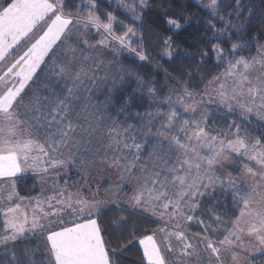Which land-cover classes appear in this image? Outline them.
Returning a JSON list of instances; mask_svg holds the SVG:
<instances>
[{
	"label": "snow or ice",
	"instance_id": "snow-or-ice-1",
	"mask_svg": "<svg viewBox=\"0 0 264 264\" xmlns=\"http://www.w3.org/2000/svg\"><path fill=\"white\" fill-rule=\"evenodd\" d=\"M222 3L223 0H210L204 6L216 16ZM65 4L66 0H3L0 3V62L9 64L0 75V213L4 217L0 246L5 253H12L7 264H20L16 244L29 233L34 236L40 232L46 233L49 264H121L124 250L115 254L118 250L109 227L99 219L104 214L103 206L108 203L116 204L118 219L112 220L111 232L118 234L117 239L121 238L119 234L126 225V215L138 209L164 221L158 231L139 239L146 264H223L222 252L231 253L234 264H239L234 246H243L241 233L254 237L264 251V137L252 140L241 136L239 125L235 123L229 126L230 130L236 128L231 139L210 135L206 131L208 110L199 117L185 119L177 130L175 125L180 115L169 96L161 101L170 105V111L165 114L166 122L156 130L153 141L146 140L153 144L147 158L142 155L143 146L135 142L133 125L121 131L118 122L112 121L107 127L108 142L104 144L105 134L101 130L104 114L91 112L80 104L82 89L90 91L85 80L95 82V69L90 75L84 64L91 56L80 46L81 38L91 28L101 34V39L94 45L83 38L85 47L109 48L114 41L119 48H130L128 37L135 32L127 28L122 36H116L115 17L109 12L107 20H102L95 0H81L82 6L88 9L83 16L79 15L81 7L76 8L77 16L71 12L65 15ZM235 7L237 10L242 7L240 0H236ZM239 14L237 11V16ZM220 18L224 19L222 15ZM42 24V34L36 33ZM168 24L180 28L174 19H169ZM164 43L170 47L169 40ZM22 44L25 50L9 62L10 50L19 51ZM241 47L234 44L233 54ZM110 50L119 49L111 47ZM213 50L218 57L222 55L218 45H213ZM137 55L140 60L147 58L143 51ZM101 63L103 61H98L96 67ZM124 78L121 74L119 83L122 84ZM116 84L113 77L109 89L113 95L108 96L105 108L114 101L116 92L123 91L117 89ZM138 85L143 86L139 80ZM209 89L214 96L208 94ZM139 90V87L133 89L120 101V113H128L143 100V96H136ZM147 93L154 96V89L148 87ZM202 95L209 103L226 108L229 113L238 110L249 123L250 116L264 122V46L258 47L257 56L251 59L240 56L230 61L221 75L208 81ZM185 98L192 103H186ZM175 103L183 107L184 113L195 114L203 100L197 101L195 94L185 87ZM140 115L137 112V116ZM144 116L153 117V113L149 111ZM151 123L149 119L148 124ZM151 131L149 127L148 132ZM93 139L99 141L100 146L89 147ZM101 147L105 149L103 153ZM64 149H69L67 156ZM233 153L248 161L242 169L248 180L217 175L223 162L234 160ZM77 161L82 171L97 161L119 168L121 176L116 190L133 183L128 199L132 212L121 208L117 200L88 199L79 192L56 191L55 181L52 182L54 194L45 196L41 189V194L28 205L22 204L27 198L19 196L16 178L31 171L47 182V177L54 174L52 170L66 169L69 163ZM218 188L225 194L230 191L233 207L239 208L233 227L226 229L227 235L218 241L222 248L214 246L206 235L209 229L216 231L212 224L195 215L205 198L219 203ZM208 212L219 225L222 218L214 206L210 205ZM66 215L69 219H65ZM193 221H198L205 233H198L202 238L195 242L186 235ZM53 225H58V229ZM131 236H135L134 229ZM173 238L178 245H173ZM128 243H133L131 237ZM201 248L209 253L207 258L201 255Z\"/></svg>",
	"mask_w": 264,
	"mask_h": 264
},
{
	"label": "trees",
	"instance_id": "trees-1",
	"mask_svg": "<svg viewBox=\"0 0 264 264\" xmlns=\"http://www.w3.org/2000/svg\"><path fill=\"white\" fill-rule=\"evenodd\" d=\"M95 2L97 14L102 20H107L109 12L115 17L113 28L116 36H122L127 28H132L135 32L129 42V51L122 54L120 60L128 72L124 75L123 83H119L120 77L114 76L117 89H123V91L116 92L114 101L105 108L108 96L113 95L109 92L113 81L108 80L91 90L87 102L88 108L100 109L107 120L117 121L120 127L133 125V128L137 129L139 126H144L146 122L144 114L152 108L149 100L152 96L147 94L148 87L152 86L154 94H157L159 98L166 94L168 86L179 91L187 87L195 94V98H199L208 87V81L221 75L228 62L240 55H254L257 48L264 44V0H240L242 7L238 10L235 7L236 0H223L221 11L216 16H213L211 10L204 6L210 0H143V2L142 0H95ZM77 7H81L80 14L88 11L82 6L80 0H66L65 15L69 12L74 15L77 13ZM128 10H132L136 17L130 15ZM237 11L240 13L239 16ZM221 15L224 17L223 20L220 18ZM169 19L176 20L180 28L169 25ZM222 29L223 32H221ZM166 39L169 40L170 47L165 45ZM234 44L242 45L235 54L232 52ZM213 45L219 46L221 56H217ZM140 51H143L147 57L145 60H140L137 55ZM138 80H141L142 87L138 85ZM139 86L140 94L136 96H143V100L138 101L128 113H120L118 107L120 101ZM209 110L214 112L212 115L215 116V123L222 124L223 121L218 119H223L222 114H226L227 111L215 110L212 107ZM137 112L141 115L137 116ZM232 115V119L242 120L239 113L233 112L228 116ZM241 122L242 127L247 131H251L257 137H264V127H260L262 123L246 122L248 124L246 125L243 121ZM225 124L222 125L225 126ZM224 126L218 127L222 130L225 129ZM152 148L153 144L146 143L142 155L147 158ZM77 163L78 161L75 164ZM71 176L69 179L60 177L59 181L62 188L75 193L76 176L74 178L72 173ZM96 185H99V192H103L104 186L107 187L104 191H107L110 186L106 182L87 186L94 190ZM16 190L20 197L26 198L35 197L39 193V187L33 177L17 178ZM216 197L219 203L205 198L195 215L206 222H214L212 215L208 212L211 205L221 216V222L225 221L229 225L237 215L238 208L233 207L230 193L225 194L219 190ZM120 200L118 199L117 202ZM120 207L132 212L126 206L120 205ZM115 210L116 205L112 203L104 209V214L99 218L102 224L109 227V234L113 236V243L118 250L115 254L119 255V250H124L121 264H146L139 246V239L155 232L160 222L154 217L135 211L131 215H126V225L119 234L121 238L117 239L118 234L111 232L112 220L118 219ZM195 222L198 223V221ZM133 229L135 236H131ZM45 235L44 232L34 236L28 235L16 244V256L20 264H47L48 259L43 252ZM129 237L133 240L131 244L128 243ZM25 252L28 255H24ZM11 257V252L5 253L4 247L0 249V264H7ZM249 262L264 264V253L251 258Z\"/></svg>",
	"mask_w": 264,
	"mask_h": 264
},
{
	"label": "rangeland",
	"instance_id": "rangeland-1",
	"mask_svg": "<svg viewBox=\"0 0 264 264\" xmlns=\"http://www.w3.org/2000/svg\"><path fill=\"white\" fill-rule=\"evenodd\" d=\"M1 1L3 2V0H1ZM127 12L130 15L136 17L132 10H128ZM86 14H87V11L83 14L79 13V15H81V16L86 15ZM73 16H77V13H75ZM43 28H44V25L42 24L39 28H37L35 30L36 33L42 34ZM133 37H134V35L129 34L128 42H130ZM73 38L75 39L76 36L74 35ZM83 38L88 39L90 44L95 45V44H97V41H99L101 39V34L97 33V31L95 29L90 28L88 30V32L85 33ZM83 38H81L80 46L82 48H84L85 54H90V56H91V58L89 60L84 61V64L88 68L90 75L93 74V69H95V72L93 75V79L95 82L93 83V80H88V79L85 80V85L87 86L88 89H90V91L82 89L80 104L82 107H86L89 111L100 114V113H103L100 109L95 110L94 108H88L87 102L89 100L90 92L97 85H102L108 80L113 81L114 76L120 77L121 74L125 75L126 73H128L124 69V65L121 63L120 60L122 58V54H125L129 50H128V48H119V45L116 44L114 41L110 42L109 48H100L98 45L96 48H87L82 43ZM261 46H264V44ZM111 47H115L119 50L117 52H113L110 50ZM23 50H25V46L23 44L20 46L19 51L10 50V51H12V55L9 57V62L14 61L18 57L19 54H22ZM98 53H100V55H98ZM240 56H244L248 59H251L252 57L257 56V50H256L254 55L244 54V55H240ZM240 56H238V57H240ZM235 60H233L231 62H234ZM98 61H103V63L99 64V67H96ZM227 65H226V67H227ZM8 66H9L8 63L0 62V75H2L3 72L7 70ZM226 67H225V69H226ZM225 69H224V71H225ZM254 74L255 73H253V75ZM139 81L141 82V80H139ZM150 87H152V86H150ZM139 88H140V86H139ZM167 88H168V91L166 92L165 95H162V98H159L157 94H154V96L149 98V100L152 104V108L149 111H151L153 113L154 118L153 117H146V122H145L144 126H142V127L139 126L137 129H135V128L132 129V131L134 132V134L136 136L135 142L141 144L143 146V150L146 147V140H154L155 139L154 134H155L156 130L161 128V125L164 122H166V115L165 114L170 111V105L168 103H161V101H163L165 98H167L169 96H171L172 103L174 104V106L176 107V109L178 110L179 115H180V120L175 125V129H177V130L183 124V121L185 119H190L193 116L199 117L203 111L208 110L207 111L206 131L210 135H217L221 139H223L225 136H227V138L231 139V138H233V134L236 132V128L233 127L230 130L229 126L232 125L233 123H235L236 125H239L241 136L246 135V136L250 137L252 140H255L256 138H258L256 135L251 133V131H247L246 128L242 127L241 121H243L244 124L248 125L247 124L248 121H246L243 116L240 115L242 118L241 121H239V120L236 121L235 119H232L233 115L229 117L228 115H230L231 113H229L226 108L219 107L215 103H209L207 97L204 95H202L199 98H195L197 101L203 100V103H200L197 106V111L195 114L184 113L183 107L180 104L175 103L177 97L182 95L183 91H179V90H177L171 86H168ZM138 93L140 94L139 91L136 94L138 95ZM154 93H155V91H154ZM208 94L213 95V96L215 95V93L212 92L211 89H209ZM185 102L189 103V104L192 103V101L187 100V98H185ZM209 105H211V106H209ZM211 107L214 108L215 110L221 111V109H222L224 111H227L226 114H224V115L222 114L223 119H220V118L218 119V121H220V120L223 121L222 124L226 123L225 126L222 124L215 123V120H214L215 116L212 115V114H214V112H212L213 110L212 111L209 110ZM22 110L23 109H21V111ZM157 113H159V114H157ZM235 113H239V111L237 110ZM105 117L106 116L103 115V119L101 121V130L105 134V139H104L103 143L107 144V142H108L107 141V135H108L107 127L111 126L112 121L107 120V118H105ZM149 119H152L151 125L148 124ZM249 119L251 120V123L259 122V123L264 124V122L257 121L255 116H250ZM218 126H224L225 129L223 128L221 130V127H218ZM149 127L152 130L151 133L148 132ZM123 128H127V127H120V130L122 131ZM97 135H99V132L97 133ZM180 135H181V138L183 139V134H180ZM93 146H100V142L93 139V145H90L89 147H93ZM104 150L105 149L103 147H101V153H103ZM63 151L65 153V156H67L69 154V149H64ZM72 151H75V149H72ZM203 151H207V149H204ZM232 156L234 157V160H229V161L223 162V167H222L221 171L217 172V175L220 176L221 178H226L227 176L231 175L232 177L236 178L237 181L248 180L249 178L244 175L243 170H242L243 164L248 163V161L244 160L243 157H236L235 153H233ZM61 158H65V157H61ZM73 159H75V158H73ZM75 163H69L67 165L66 169L63 167L59 168V170L57 171L58 174L55 173V174L51 175V177L49 179H47V182L41 181L38 176L36 177L33 175H24V176H20V177H33V178H35L37 185L39 187V193L37 196H39L41 194V189H44L43 194L45 196H47V195L54 194L53 193V183H52L53 181L56 182V191L66 190V189L62 188V185L60 184V181H59L60 180L59 176L62 177L63 179H69L70 177H72L71 176V173H72V174H74V178L76 176V178L74 180L77 182L76 192H79L82 196H84L88 199H101V200L109 199V200H117V201H118V199H121L120 202H118V203L120 205H123V206H126L129 208L128 199L131 196L132 191H133V183L126 184L119 191L116 190L117 185L120 183V176H121V170L119 168H110L107 166V164H103V163L97 161L94 165H88L86 167V169L84 171H82L77 166V164H75ZM217 167H220V166L218 165ZM136 171L138 174L140 170L137 169ZM104 182L108 183V185H110V186H109L107 191H104L107 188L104 186L103 192L98 191L99 185H96L94 190L90 189L87 186V185H93L95 183L102 184ZM101 186L103 187V185H101ZM218 191H219V188L217 189V192ZM66 192H68V191L66 190ZM228 193L231 194L230 191ZM37 196H35V197H37ZM35 197H32V198H35ZM32 198H27V199H32ZM27 199H25V200H27ZM111 204L112 203L105 204L103 206L104 209L107 208ZM113 204L116 205L115 203H113ZM136 211L140 212L144 215H149L151 217H154L159 222H164L162 220L157 219V217L152 216L150 213H145L139 209ZM65 219H69V216L66 215ZM54 226H56V225H53L52 227H54ZM2 230H3V215H1V213H0V231H2ZM28 235H32V234L29 233ZM2 248H3V246H0V249H2ZM43 252L45 253V255L47 257V252H46L45 248H44ZM47 264H49V260H47Z\"/></svg>",
	"mask_w": 264,
	"mask_h": 264
},
{
	"label": "crops",
	"instance_id": "crops-1",
	"mask_svg": "<svg viewBox=\"0 0 264 264\" xmlns=\"http://www.w3.org/2000/svg\"><path fill=\"white\" fill-rule=\"evenodd\" d=\"M0 2L2 3L1 0H0ZM58 170H59V168L52 170V172L54 174L55 173L58 174V172H57ZM24 175L36 176L31 171L26 172L22 176H24ZM50 177H51V175H49L47 177V179H49ZM59 178H60V176H59ZM31 200L32 199L23 200L22 204L28 205ZM4 203H7V202L5 201ZM254 206H256V205H254ZM0 207H2V205H0ZM1 215H2V213H1ZM238 215H239V208H238L237 215L235 216V218ZM235 218L233 219V221L235 220ZM3 220H4V217H3ZM233 221L229 225H227L225 221L220 222L219 225L217 224V222L215 220H214V222H212V221L209 222L212 224V228L216 229V231L213 232L212 229H209V231H208V233H206V235L208 236V239L213 242L214 246H216L218 248H222V246L218 243V241L222 240L224 238V236L227 235L226 229H231L233 227ZM181 223H183L182 219H181ZM162 226H164V222H160L158 229ZM54 227H56L58 229L59 226L56 225ZM168 227L171 228V225H169ZM158 229L156 231H158ZM198 233L202 234V235L205 234L204 229L201 227V225L199 223H196L195 221L191 222L190 226L188 227L187 232H186V235L188 236L189 240L193 241V242H195L196 240H200L202 238V235H197ZM241 236H242V240L244 241L243 246L242 247H235L234 246V251L239 254V256H238L239 264H250L249 260L251 258H255V257L263 254L264 251H262V246L259 245V242L254 237L247 236L244 233H241ZM205 242H207V241H205ZM172 243H173V245H178V242L174 238L172 240ZM44 245H45V250H46V240L45 239H44ZM141 252L143 254L142 249H141ZM200 253L205 258H207L209 255V253L204 252L203 248L200 249ZM221 258H222L223 264H234V262L232 261L231 253L222 252ZM193 259H195V258L193 257ZM212 259L214 260L215 258L213 257Z\"/></svg>",
	"mask_w": 264,
	"mask_h": 264
}]
</instances>
